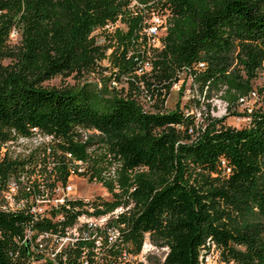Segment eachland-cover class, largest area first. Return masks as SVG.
Wrapping results in <instances>:
<instances>
[{
  "label": "trees",
  "instance_id": "1",
  "mask_svg": "<svg viewBox=\"0 0 264 264\" xmlns=\"http://www.w3.org/2000/svg\"><path fill=\"white\" fill-rule=\"evenodd\" d=\"M116 9V0H0V143L12 130L23 133L36 125L83 158L89 177L111 192L109 199L86 201H98L96 212L130 198L127 212L117 218L123 223L120 235L102 246L100 264H200L210 244L218 249L219 264H264V110L242 112L245 119L234 125L199 111L200 94L180 107L167 110L162 104L183 68L199 93L220 90L233 103L247 92L248 79L264 61V0H172L164 46L155 51L151 72L141 75L153 111L104 81L99 87L90 81L40 86L55 74L78 76L102 56L89 32ZM11 27L18 32L14 43ZM117 49L108 54L116 74L139 79L125 47ZM4 57L13 65L3 64ZM78 127L100 134L81 140ZM111 158L117 162L114 176L106 172ZM21 161L2 156L0 178ZM26 220L20 212L0 209V264H79L80 246L89 239L71 247L66 263L33 259L21 241ZM145 233L165 247L160 259L123 257L139 251Z\"/></svg>",
  "mask_w": 264,
  "mask_h": 264
},
{
  "label": "built area",
  "instance_id": "2",
  "mask_svg": "<svg viewBox=\"0 0 264 264\" xmlns=\"http://www.w3.org/2000/svg\"><path fill=\"white\" fill-rule=\"evenodd\" d=\"M116 2L117 9L113 16L94 26L89 35L96 44L105 46L109 53L113 47L118 48L117 50L125 47L124 57L135 62L132 72L139 78L142 74L151 72L154 53L164 46L163 38L172 15V0ZM17 34V29L11 27L9 40ZM108 54L106 59H109ZM116 69L117 66L113 68L114 76L109 87L116 86L120 79L125 80L124 82L129 79L133 82L137 80L129 72L116 74ZM183 70L186 71L184 68ZM186 72L191 79L189 71ZM138 89L135 91L137 94H131V98L142 110L146 108L143 103L149 101L151 105L147 104L151 110L148 111H153V98L149 90L143 83ZM238 99L241 100V97ZM250 109L249 105H244L245 113ZM245 113L241 114L242 121L246 117ZM199 119L200 113L197 110L195 123ZM77 130L81 140L90 135L96 138L100 134L93 127H78ZM187 132L193 136L196 133L195 126H188ZM58 140L53 133L31 125L23 133L12 130L10 136L0 143V158L7 155L15 160H22L3 179L0 178V209L20 212L26 216L21 241L33 259L66 263L71 247L78 240L89 239L90 244L80 246L77 261L79 264H100L98 262L102 246L109 245L120 235L123 223L117 218L119 214L127 212L131 200L128 198L125 204L119 203L106 211L96 212L94 205L101 206L98 201L95 204L86 201L109 199L111 192L95 176L89 177V173L85 172L84 159L74 156L69 149H62ZM106 156L110 157L109 153ZM220 163L223 164V160ZM110 167L106 172L114 176L112 163ZM227 169L226 167L225 170ZM82 180L99 183L103 187V193L89 196L79 193L76 184ZM131 189L133 186L129 187ZM76 199L79 202H75ZM43 221L47 223L41 224ZM153 248L165 247L153 244L145 233L139 251L135 254L123 252V257L147 263L146 255ZM88 253L90 259L87 257ZM199 258L200 264H219L218 249L210 244L200 253ZM115 263L121 264V261Z\"/></svg>",
  "mask_w": 264,
  "mask_h": 264
},
{
  "label": "rangeland",
  "instance_id": "3",
  "mask_svg": "<svg viewBox=\"0 0 264 264\" xmlns=\"http://www.w3.org/2000/svg\"><path fill=\"white\" fill-rule=\"evenodd\" d=\"M17 38L18 34L9 40L10 43L16 42ZM97 45L103 52L102 56L96 58L93 65L88 69H82L78 76H75L74 72L65 75L55 74L51 77L43 79L39 85L45 88H63L74 86L83 81H90L95 83L96 87H99L104 81L106 86L109 87L114 76L113 68L116 65H111L110 60L106 59L105 56L109 53L107 52L106 47L98 43ZM1 62L8 66L13 65V60L9 57L2 58ZM124 81L125 80L122 81V79H120L116 86L109 88H113L117 93L131 97V94H133L135 91H138L139 86L143 83L141 76L133 83ZM248 83L250 88L247 90V92L241 96H238L236 101L233 103H229L219 95L220 90L214 91L212 89L206 93H199L196 86L192 84L187 72L183 69H179L176 72V78L173 80V83L167 90L162 103L163 108L168 110L174 108L175 106L180 107L192 95L200 94V106L198 107V110L200 109L199 111L208 112L212 116H224V120L226 122L234 125H240L242 123L240 117L241 113L244 112L245 104L249 105L251 108L258 106L260 109L264 110V61H262V65L255 70L254 75L248 79ZM135 94H137V92H135ZM239 97H241V100L238 99ZM147 102L149 103V101ZM147 102L145 101L143 103L146 107L145 110H151L148 108L151 104L149 103V105ZM152 110L154 109L152 108ZM111 159L114 172H116L117 162L113 158ZM76 189L79 193L85 196L95 193H103V187L99 183H92L91 181L82 180L77 182ZM163 250L164 249L162 248L151 249L150 253L148 254V259L152 261L157 258L160 259L163 254Z\"/></svg>",
  "mask_w": 264,
  "mask_h": 264
}]
</instances>
